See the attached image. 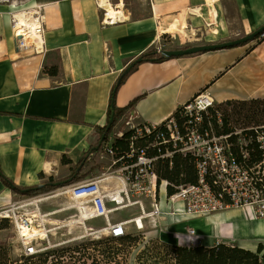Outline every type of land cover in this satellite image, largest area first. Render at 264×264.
<instances>
[{
  "label": "crops",
  "instance_id": "crops-1",
  "mask_svg": "<svg viewBox=\"0 0 264 264\" xmlns=\"http://www.w3.org/2000/svg\"><path fill=\"white\" fill-rule=\"evenodd\" d=\"M13 1L19 3L0 0V168L24 187L70 176L71 169L98 143L95 129L107 123L111 92L122 73L143 53L157 48L164 36H173L161 34L162 28L178 20L179 26L187 23V33L199 32L203 19L194 20L189 13L192 8H201L203 15L211 17L208 0H149L146 14L133 17L125 10V22L104 26L94 0H23L24 5L46 6L47 52L34 55L14 45ZM212 1L218 17L206 26L218 22V31L226 33V39L242 38L264 25V0ZM110 2L124 4L123 0ZM45 68L57 69V74L50 75ZM202 92L218 106L264 100V39L139 64L125 78L115 99L118 108L137 102L114 129L128 121L162 125ZM64 157L71 163L64 164ZM40 174L45 178L40 179ZM15 195L0 180V208ZM159 197L163 211L166 186ZM144 201L151 204L152 200ZM185 215L181 216L184 221ZM192 227L199 240H182L181 245L210 247L223 242L255 253L259 246L264 248V217L253 210L229 208L198 216ZM158 238L175 244L170 236Z\"/></svg>",
  "mask_w": 264,
  "mask_h": 264
},
{
  "label": "built area",
  "instance_id": "built-area-1",
  "mask_svg": "<svg viewBox=\"0 0 264 264\" xmlns=\"http://www.w3.org/2000/svg\"><path fill=\"white\" fill-rule=\"evenodd\" d=\"M94 2L102 12V25L112 26L127 20L123 3L112 4L110 0H106L114 9L115 14L110 15L102 0ZM11 6L13 11L10 20L15 47L34 55L46 54V6L24 5L22 2L15 4L14 1ZM193 9L197 8L190 10ZM198 10L202 11L201 8ZM126 127L132 131L130 152L127 155L131 163L118 167L119 172L123 173L120 178L121 188L108 191L104 185V182L111 179L108 177L63 186L59 194L70 196L75 202L73 208L76 215L79 218L83 216L84 222L96 218L106 219V226L101 230L105 236L114 239L127 236L126 221L112 222L109 219V195L116 200L119 195L128 204L131 197H136L133 203L139 205V217L142 220L163 214L161 202L156 198L163 187H167L168 182L162 180L159 184L156 164L160 159H167L172 167V159L176 153L190 155L195 165L197 181L195 184L177 187L175 194L167 196L168 203L182 202L187 215L206 216L229 208H244L264 217V159L253 165L246 164L251 145L254 143L264 153V126L235 127L227 116L218 110L213 98L207 92H202L162 125H136L128 121ZM122 135V132L118 134ZM102 150L108 155L113 154L109 143H104ZM238 150L240 154L236 152ZM116 163L114 160L113 164ZM148 198L152 200L151 211L146 209L144 201ZM41 199L42 197L35 198L39 203L42 202ZM31 200L26 198L11 202L4 206L0 214L2 218L10 219L15 224L24 247V257L28 258L37 257L61 245L51 244L48 239L49 230H46V236L39 238L41 241L47 240L46 246L41 248L34 243L37 237L28 238L23 235V226L45 229L42 228L41 221L55 213L42 215L38 207V213H30L29 216L26 212L20 214L21 211H29L27 208L36 203ZM133 221L139 228L138 221ZM179 238L186 242L199 240L194 229H189L188 233L180 235Z\"/></svg>",
  "mask_w": 264,
  "mask_h": 264
},
{
  "label": "rangeland",
  "instance_id": "rangeland-1",
  "mask_svg": "<svg viewBox=\"0 0 264 264\" xmlns=\"http://www.w3.org/2000/svg\"><path fill=\"white\" fill-rule=\"evenodd\" d=\"M23 0H19L21 2ZM118 0H114L116 2ZM125 10L129 12L133 17H140L146 14L149 8V0H123ZM203 21L200 25L202 30L189 34L187 39L176 38L171 35L164 36L158 48L160 50H174L179 47H191L202 44H219L224 41H230L233 39H226V33H221L218 22L215 26L207 27V23L213 22V18L205 14L203 15ZM206 20V21H205ZM217 29H212V28ZM200 29V28H199ZM218 31L217 33L215 31ZM197 33V34H196ZM264 36H261L263 38ZM257 42V41H256ZM234 105H222L218 106V110L227 116L229 121L237 128L245 127L250 125L246 122L244 117L234 116L233 112ZM239 109H237L238 111ZM123 123H119L117 130H113V134H117L118 129L125 131L128 128ZM113 157L108 155L102 149L98 152L88 154L85 159V166L83 168V177L75 182L62 183L57 186H52L50 190L43 191L32 195H21L17 194L8 201L14 202L31 198L34 201L35 198H46L48 196H54L50 199L44 200L31 205L27 209L29 211H21L20 214H26L29 216L30 213H38L36 210L38 207L41 210L42 215L50 212H57L56 214L48 215L41 221L42 228L49 230L48 239L51 244L57 245L41 255L49 254L47 256V264H175L172 254L164 247L166 243L158 237L172 238V242L175 244L169 245H181L182 240L179 238L180 235L188 233L189 229H193L192 224L194 220L199 216L198 214L185 215L187 220L181 217L186 214L183 203L177 201L175 203H168L163 210V214L160 217H149L143 220V228H137L135 223H128L137 219L141 214L139 205L124 207L120 210L112 211L118 207L115 202L108 200L107 207L111 211L109 219L112 222H127V236L131 237V241L126 242H107L106 238H110L101 232L106 226V219L96 218L89 221L80 220L79 216L76 215L75 209L73 208L75 202L67 194H60L62 187L82 182L86 180H98L110 177L109 181L104 182L107 190L112 188H121V180L123 173L119 172L118 166L113 164ZM47 181V180H46ZM46 181L43 182L47 183ZM46 196V197H44ZM162 196V194H161ZM136 197H131L132 202L136 200ZM161 198L157 196L156 200L159 201ZM36 201V200H35ZM147 202V201H146ZM128 203L125 201L122 206H126ZM4 206L0 208V214ZM65 209V210H63ZM146 209L151 211V204L147 202ZM63 210V211H60ZM60 211V212H59ZM172 214H177L179 217L173 218ZM183 218V219H182ZM0 219H4L0 215ZM7 228L0 230V238L7 241L10 246L11 257L14 260L21 259L23 254V244L18 235L15 224L7 219ZM187 230L186 232H184ZM178 235V236H177ZM41 237L35 238L38 248L46 246L47 240L41 241ZM37 240V241H36ZM97 242L95 246H90V242ZM42 244V245H41ZM51 255V256H50Z\"/></svg>",
  "mask_w": 264,
  "mask_h": 264
},
{
  "label": "trees",
  "instance_id": "trees-1",
  "mask_svg": "<svg viewBox=\"0 0 264 264\" xmlns=\"http://www.w3.org/2000/svg\"><path fill=\"white\" fill-rule=\"evenodd\" d=\"M264 39L261 38V35L257 36L253 40L249 41H262ZM245 43V44H248ZM242 44V45H245ZM177 49H184L183 47H179ZM164 50H156L152 49L141 56H139L136 60H134L128 68L130 70L127 72L126 70L122 73L120 79L114 85V88L111 92L110 104L107 112V123L103 127H96V131L99 134L98 143L92 145L90 149L84 154L82 159L78 161V163L71 169V174L69 177L54 180V178H49L47 183L39 184L37 186L24 187L15 184L11 179L6 177L0 168V180L2 183L10 188L14 193L21 195H32L36 193H40L43 191L50 190L52 188V184L55 183H68L75 182L79 180V178L83 177V168L85 166V159L88 154L98 152L102 149V145L104 143H109L110 149L112 151V157L117 161L116 166H120L121 164H130L131 160L127 157L130 152V138L132 135V131H122L123 135L118 136V134H113L114 127L116 126L119 119L124 115L125 111L128 108L134 107L137 102V99L133 100L126 106L125 108H118L115 103L117 92L124 82L125 78L129 73L134 71L137 66L144 62H163L168 58L162 55ZM50 75H56L57 69H47L45 68ZM227 105H234L233 112L234 116L244 117L246 122L250 125H246L245 127L250 126H264V100H251V101H241V102H228ZM237 109H239L237 111ZM178 111L174 114L176 116ZM112 123L110 124V122ZM161 128V127H159ZM104 137L103 141L102 138ZM98 147V150L95 148ZM240 154V151H236ZM120 159H122L120 161ZM264 159L263 150L259 148L255 143L251 145L249 158L246 160L247 165H253L255 162H260ZM64 164H70L71 161L66 157L63 158ZM156 171L159 178V184L162 180L168 182L166 187L167 196H172L176 193V188L195 184L197 181L195 165L193 163L190 155H181L176 153L172 159V167L170 166V161L167 159H160L156 164ZM40 179H44L45 176L43 174L39 175ZM44 186L40 191H34V188ZM6 223L8 220L6 218L0 219V230L7 228ZM107 242H126L131 241L130 236H125L119 239L114 238H106ZM97 242L91 241L90 246H95ZM164 247L170 251L172 254L175 264H263L264 263V248L259 246L258 252H252L250 250H246L240 248L234 244H226L223 242H218L213 246L207 247L204 245H169L165 244ZM263 253V254H262ZM262 254V255H261ZM47 256L49 254L39 255L37 257H22L19 260H14L11 257L10 246L9 243L0 238V264H47L48 259Z\"/></svg>",
  "mask_w": 264,
  "mask_h": 264
},
{
  "label": "bare ground",
  "instance_id": "bare-ground-1",
  "mask_svg": "<svg viewBox=\"0 0 264 264\" xmlns=\"http://www.w3.org/2000/svg\"><path fill=\"white\" fill-rule=\"evenodd\" d=\"M102 3L103 4L105 3V5H107L110 15L115 14L114 13V9L111 8V6H109L108 3H106V0H102ZM207 3H209V5H210L211 17L213 18L212 19L213 23H215L216 22V18L218 17V10L214 7V3H213L212 0H208ZM189 13L191 14V16H193V19L196 20V21L200 20V19H203V13L200 10H198V8L190 10ZM186 27H187V23L185 21L182 23V26H179V21L178 20H174L165 29L162 28L160 30V32H161V34H164L165 32L172 33L173 37H176V38H177L178 35H180L183 39H185V38L187 39V36H189L188 34H194L195 35V30H191L190 33H187L185 31ZM208 27H210V25H208ZM58 195L59 194H57L55 196H58ZM113 196H116V195H113ZM44 197H46V196H44ZM52 197H54V196H52ZM52 197L42 198L40 201H44V200L50 199ZM108 197H109V201L115 202L116 205L121 206L124 203V201L122 200L121 196H119V195L116 196L117 200L116 199H112L110 195ZM35 202H36L35 204L39 203V201H37V200ZM134 205H136V203H133L132 200H130V203L128 205L122 206V207H117L116 209H114L112 211L120 210V209H122L124 207H129V206H134ZM63 210H65V209H63ZM80 220L83 221L84 217L81 216ZM136 220L138 221L139 226L141 228H143V220L140 217H138ZM132 222H134V221L133 220L132 221H128V223H132ZM23 235L25 237H28V238L29 237L30 238L43 237V236H46V229H38V228H35V227L34 228L33 227L32 228H27V227L23 226Z\"/></svg>",
  "mask_w": 264,
  "mask_h": 264
},
{
  "label": "water",
  "instance_id": "water-1",
  "mask_svg": "<svg viewBox=\"0 0 264 264\" xmlns=\"http://www.w3.org/2000/svg\"><path fill=\"white\" fill-rule=\"evenodd\" d=\"M263 36L264 35V25L258 28L257 30L253 31L252 33L239 38L235 40H230L227 42H222L219 44H202V45H196V46H191V47H186L184 49H174V50H164L162 52V55L166 58H174V57H181V56H186V55H192V54H197V53H204L208 51H215L219 49H226V48H231L235 46H239L245 43H248L249 41L253 40L257 36ZM130 68H128L126 71L128 72ZM112 121L110 122V124ZM104 137L102 138L103 141ZM98 150V147L95 148ZM62 183H55L52 184V186H57ZM44 186L36 187L34 188V191H40Z\"/></svg>",
  "mask_w": 264,
  "mask_h": 264
}]
</instances>
